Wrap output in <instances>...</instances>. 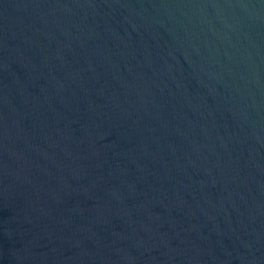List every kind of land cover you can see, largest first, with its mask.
Segmentation results:
<instances>
[{
    "label": "water",
    "instance_id": "1",
    "mask_svg": "<svg viewBox=\"0 0 264 264\" xmlns=\"http://www.w3.org/2000/svg\"><path fill=\"white\" fill-rule=\"evenodd\" d=\"M0 264H264V0H0Z\"/></svg>",
    "mask_w": 264,
    "mask_h": 264
}]
</instances>
